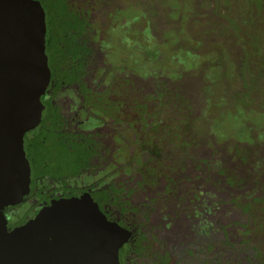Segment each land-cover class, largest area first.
I'll return each instance as SVG.
<instances>
[{"label":"flooded vegetation","instance_id":"af4514ba","mask_svg":"<svg viewBox=\"0 0 264 264\" xmlns=\"http://www.w3.org/2000/svg\"><path fill=\"white\" fill-rule=\"evenodd\" d=\"M42 1L51 81L8 229L77 198L117 226L120 264H264V146L246 149L260 166H245L196 131L178 79L116 72L101 29L120 0ZM49 1L61 7L50 24Z\"/></svg>","mask_w":264,"mask_h":264},{"label":"rangeland","instance_id":"374dc122","mask_svg":"<svg viewBox=\"0 0 264 264\" xmlns=\"http://www.w3.org/2000/svg\"><path fill=\"white\" fill-rule=\"evenodd\" d=\"M120 1L101 29L116 72L178 79L207 145L260 166L246 149L264 146V0Z\"/></svg>","mask_w":264,"mask_h":264},{"label":"water","instance_id":"95a60500","mask_svg":"<svg viewBox=\"0 0 264 264\" xmlns=\"http://www.w3.org/2000/svg\"><path fill=\"white\" fill-rule=\"evenodd\" d=\"M45 36L42 0H0V264H120L117 226L83 199L54 200L7 227L5 209L30 191L27 135L46 111Z\"/></svg>","mask_w":264,"mask_h":264},{"label":"trees","instance_id":"16d2710c","mask_svg":"<svg viewBox=\"0 0 264 264\" xmlns=\"http://www.w3.org/2000/svg\"><path fill=\"white\" fill-rule=\"evenodd\" d=\"M180 89H181V88H180ZM183 93H184V90H183ZM185 100H186L185 98H184V100L180 99V103H182L184 106H185L184 103L186 102ZM184 106H182L181 108H183ZM185 107H186V106H185Z\"/></svg>","mask_w":264,"mask_h":264}]
</instances>
